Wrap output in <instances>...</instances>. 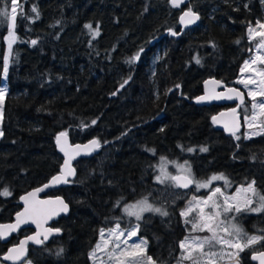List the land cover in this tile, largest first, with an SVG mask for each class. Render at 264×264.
Listing matches in <instances>:
<instances>
[{"label": "trees", "instance_id": "16d2710c", "mask_svg": "<svg viewBox=\"0 0 264 264\" xmlns=\"http://www.w3.org/2000/svg\"><path fill=\"white\" fill-rule=\"evenodd\" d=\"M17 3L18 41L6 80L9 31L0 26V88L5 89L0 191L11 192L0 196V224L14 220L24 194L61 172L63 158L56 146L61 132L73 144L100 142L95 157L75 163L76 176L66 187L46 195L63 197L70 213L52 224L62 234L30 248L27 260L92 264L100 230L112 229L124 218L120 205L147 196L170 212L165 219L154 216L142 224L147 255L155 264H181L179 243L190 235L191 226L180 212L189 200L182 196L189 191L179 189V197H170L155 183L160 157L190 159L201 180L222 173L234 187L255 180V187L264 189V135L245 139L241 133L236 140L212 121L232 106L195 103L210 78L240 88L241 69L258 43L249 39L248 28L264 22V0H191L183 7H173L169 0ZM5 6L10 13L7 0H0V7ZM188 8L201 19L183 32L179 18ZM86 24L99 26V36L93 39ZM141 48L140 59L129 64ZM250 103L239 108L241 117ZM201 147L208 151L201 152ZM188 148L196 151L189 154ZM146 149H155V155ZM242 223L249 234H264V213ZM32 233L26 229L9 244L0 242V262L7 264L2 257L8 248ZM257 250H264V241L242 251L239 264H257L251 259Z\"/></svg>", "mask_w": 264, "mask_h": 264}, {"label": "snow or ice", "instance_id": "6c2138e0", "mask_svg": "<svg viewBox=\"0 0 264 264\" xmlns=\"http://www.w3.org/2000/svg\"><path fill=\"white\" fill-rule=\"evenodd\" d=\"M171 6L179 7L181 4L185 2V0H169ZM7 5L11 7V13L8 11V7H0V26H9L10 29H14L16 13H17V0H7ZM32 12H36V8L33 7L31 9ZM24 17L22 16V19ZM38 18V17H37ZM187 18V19H186ZM199 14L194 12L191 8H188L183 12L180 16V23L188 25L193 24L199 19ZM257 27L261 29V31L257 32L256 28L249 27L248 28V36L250 40L256 39L257 36L261 37V43L257 45V52H259L260 48H264V23H260L257 21ZM85 28L89 30V34L95 39L99 36V26L93 29L91 24H86ZM170 31V34L173 36L178 35V33L174 31ZM8 50L11 53L12 44L16 40V35L14 31L9 30L8 32ZM31 43L35 45L37 43L36 40H32ZM239 43V41H237ZM144 49L141 48L134 57L128 60L129 64H132L140 59V55L143 53ZM251 51V49H250ZM257 61L264 64V56L257 54L250 61H246L241 72L243 73L246 70H252L251 66L256 64ZM196 63H200L199 58L196 59ZM3 71L7 73V58L5 59V64L3 67ZM259 72V76L261 77L260 86L258 90H253L248 86L250 84H255L256 81L254 79H241L238 80L237 83L244 85L245 89H247L248 97L250 98V105L245 107V121L248 124V127L264 129V119H259L260 117H264V100H257V97H264V69L255 70ZM131 77L124 80L123 83L120 84V88H124L125 85L129 82ZM179 87V85H177ZM5 89L0 88V105L3 104V95ZM227 91L229 93H233L234 95H229L227 99L236 98L239 100L240 105H245L244 93L236 88H228ZM117 93L114 92L113 95ZM213 98H225L223 94H217ZM206 97L201 96L197 98V102L204 101ZM258 110V111H257ZM224 113H221L220 116H223ZM233 121L231 125L229 123H224V128L226 131H229L236 140H240L241 137L236 135V132L239 130L238 117L236 116V110H232ZM3 120V110L0 108V122ZM219 120V117L213 116L212 121L216 123ZM93 125L96 123L95 120L91 122ZM4 135L3 131H0V137ZM255 135H264V131H256V132H248L245 134V139H250ZM66 132H61L56 137L57 145L61 143V137H66ZM92 146L95 148L100 147V142L96 139H93L89 145H85L84 147L89 150H94ZM80 148V145L76 146ZM61 151H64V148H60ZM146 151H150L155 155V149H146ZM187 151L195 152L196 149L188 148ZM201 152H207L208 149L206 147L200 148ZM67 155V153H65ZM255 159V157H253ZM160 174L157 175L156 179L160 183H164L165 181L171 182L174 186L179 188H188L190 184L195 183L196 189L199 190L201 188L208 189L211 187L214 181H223L226 186L230 184V181L223 174L212 175L206 180L196 179L192 174L191 165L185 161L183 164H177L176 167L179 171V175H172L168 173L165 169V165L168 163L166 158H160ZM65 167H68V161H65ZM72 174V170L69 169L68 173H63L62 176H67ZM62 176H55L52 178V182H67L66 179L62 180ZM256 181L252 180L247 184V186L241 185L234 194L229 195L225 191H222L221 187H215L211 189V192L206 197H196L193 196L192 199L188 202L185 209L181 210V217L185 218V223L191 225V232H204L207 231L210 233L208 236L200 237V236H185L184 239L179 243V248L182 250L181 261L190 260L192 264H216V258L224 259L226 256L230 260H234L235 264H239V252L244 251L245 248H249L255 244L264 241V234L261 235H249L243 227L240 225L238 220V214L241 211L248 212H261L264 211V195H260L257 191ZM48 185H45L47 187ZM43 189H37V191H42ZM11 195V192L8 188H4L0 191V196L8 197ZM30 196H35V193H30ZM255 198V207H251L254 203ZM27 203L28 197H22ZM63 205L64 211L67 210V205L63 204V201H60ZM119 206V202L117 204ZM33 214H38V210L33 209ZM123 211L129 217H133L136 223L133 227L127 232V237L125 238V232L121 230L120 225L116 224V226L112 229L108 230L107 239L105 238L104 229L100 230V240L102 243H98L96 248L91 253V257L95 258L97 251H106L108 261L115 262V264H155L153 258L151 256L146 255L147 241L141 240L139 243H133L131 245L128 244V240L133 236H136L137 232L140 228V221L143 219V214L146 212H151L154 214H159L161 216H168L169 213L166 210H163L160 207H155L152 203L149 202L148 197H144L135 203L128 204L124 207ZM29 212L28 208H25L24 212L18 213L16 217L15 224H7L0 225V239H5L7 236L16 231L21 223H27L29 220V216L25 214ZM195 213V215H193ZM191 216V219H188ZM24 218L23 220L21 218ZM35 222V220H33ZM39 226V225H38ZM48 232H52L53 229H47ZM56 232H59V229H55ZM264 233V230H261ZM39 235V234H37ZM34 242L40 243V240H37L36 237H31ZM45 239L47 237L45 236ZM27 241L21 242L18 247H13L9 249V253L3 257L5 260H13L14 262L21 259L24 255L25 249L24 244ZM109 244H111V248H109ZM217 245H220L219 249H217ZM225 248L233 249L235 251L226 252ZM62 251V250H61ZM195 253V255H194ZM59 254V253H58ZM103 260V258H100ZM251 259L256 260L259 264H264V250L254 251ZM30 264V262H29Z\"/></svg>", "mask_w": 264, "mask_h": 264}, {"label": "water", "instance_id": "95a60500", "mask_svg": "<svg viewBox=\"0 0 264 264\" xmlns=\"http://www.w3.org/2000/svg\"><path fill=\"white\" fill-rule=\"evenodd\" d=\"M190 2H191V0H185V2L183 4H181L179 7H183L187 4H189ZM199 17H200V15H199ZM200 19L201 18H199L193 24L185 25V24L181 23L182 31L184 32L187 29H191V28L197 26L200 23ZM228 88H236V89H238L244 93V91L238 87H228L224 83H222L220 80H218L216 78H210V79L205 81L203 94L201 95V96L206 97V99L204 101L197 102V98H196L195 103H196V105L201 106V107L214 106V105L232 106L231 108H229L227 110H223L222 112L218 113L216 116L219 117V120L214 124L216 125V128L218 130L223 131L226 134H231L229 131L225 130L223 125H224V123H229L231 125V123L233 121L232 110L235 109L236 110V116L239 118L238 123L240 125L239 130L236 132V134H239L243 131V120L241 118V115L238 113V108H236L234 106H242V105H240L239 100L236 98H233V99H227L226 98L229 95H234L233 93H229L227 91ZM217 94H223V96L225 98H213ZM201 96H199V97H201ZM244 100L246 103L247 98H246L245 93H244ZM221 113H224V115L220 116ZM91 141H88L85 143L73 144L67 135L66 137H61L60 145H57V143H56L57 150L63 158L61 172L56 176H62L63 173H68L69 169L72 170V174L67 175V176H62V180L63 179L67 180L66 183L61 182V181L53 183L52 179H51L49 182L45 183L44 185L39 186V187L27 192L26 194H24L22 196V197H25V196L28 197L27 203L21 197V199H20L21 210L18 213L24 212L25 208H28L29 212L26 213L25 215L29 216L30 218H29L27 223H21L19 225L18 229L16 231L11 232L7 236V238L0 239V242H2L3 244H8L13 236L17 235L20 231H23L25 229H31L33 231V233L27 237H24L20 241L19 244L9 248V249H11L13 247H18L21 244V242L27 241V243L24 244L25 252H24L23 257L21 259L15 261V262L13 260L3 259V257L9 253V249H8L6 254L2 257V260L4 262H6L7 264H23L28 259V256H29L28 247L30 245L39 246V245H41L42 241L48 243L53 238L60 236L62 234V231H60V230H59V232H56L55 229L52 227V224L54 222L58 221L61 217L67 216L70 213V207L66 203V201L64 200L63 197H60V196L59 197H51V196H46V195L55 189L66 187L70 183V181H72L75 178V176H76L75 163L77 161H79L81 159H89V158L95 157L99 153L100 147L95 148V146H92L94 148V150H89V149H86L84 147L85 145H89ZM77 145H80L81 147L77 148L76 147ZM61 147L64 148V151L60 150ZM65 153H67V155H65ZM65 161H68V167H65ZM45 185H48V186L45 187ZM193 188H194V183L190 184L189 187L186 189L185 188H180V189L188 191V190H192ZM37 189H43V190L37 191ZM30 193H35V196H30L29 195ZM60 201H63V204H66L68 206L66 211L62 210L63 205L60 203ZM33 209L38 210V214H33V211H32ZM17 214L14 216V220L12 222L1 223L0 225L15 224ZM21 219L23 220L24 218L22 217ZM33 220H35V222H33ZM47 229H53V231L48 232ZM37 234H39V235H37ZM45 236L47 237V239H45ZM31 237H36V239L40 240L41 242L36 243L32 239H30ZM253 261L255 263L259 264L258 261H256V260H253Z\"/></svg>", "mask_w": 264, "mask_h": 264}, {"label": "rangeland", "instance_id": "374dc122", "mask_svg": "<svg viewBox=\"0 0 264 264\" xmlns=\"http://www.w3.org/2000/svg\"><path fill=\"white\" fill-rule=\"evenodd\" d=\"M17 2H18V0H17ZM17 5H18V3H17ZM16 5V6H17ZM10 13H11V11H10ZM260 23H264V22H260ZM7 27V29H8V31L9 30H12V31H14V33H15V35H16V40L13 42V44H12V50H11V53H9V50H8V39L6 38V45H7V51H6V57H5V59L7 58V73L5 74L4 73V80H6L7 79V75H8V70H9V68H10V60H11V57H12V52H13V49H14V46H15V44H16V42L18 41V36H17V33H16V31H15V27H14V29H10V27L9 26H6ZM252 28H256V30H257V32H259V31H261V29H259L258 27H257V24L255 25V26H253ZM8 36V35H7ZM256 39H257V41H258V43H257V45L258 44H260L261 43V37H259V36H257L256 37ZM257 45H256V47H255V49H254V53H253V56H252V58H250V59H248V60H246V61H250L251 59H253L257 54H259V55H261V56H264V48H260L259 49V52H257ZM245 61V62H246ZM4 64H5V62H4ZM245 64V63H244ZM251 68H252V70H246V71H244L243 73L241 72V76H240V78H239V80H241V79H248V78H251V79H254L255 81H256V83L255 84H250L248 87L249 88H251V89H253V90H258V88H259V86H260V80H261V77L259 76V72L258 71H255V70H258V69H264V64H262V63H260L259 61H257V63L256 64H253L252 66H251ZM239 85H240V89H242L243 91H244V93L246 94V98H247V100H249L250 101V98L248 97V94H247V89H245V87H244V85H242V84H240L239 83ZM2 89H4V88H2ZM4 94H5V91H4ZM4 96L5 95H3V104L2 105H0V108H2V110H3V108H4ZM257 100L258 101H260V100H264V97H260V96H258L257 97ZM247 102V101H246ZM251 102V101H250ZM239 111H240V109H239ZM238 111V113H240ZM258 111V110H257ZM242 119L244 120V129H243V131H242V134H244V136H245V134L246 133H248V132H256V131H264V129H258V128H249L248 127V124H247V122L245 121V119H244V116L242 117ZM259 119H264V117H260ZM257 136H260V135H255V136H252V137H257ZM251 137V138H252ZM188 153L189 154H193L194 152H189L188 151ZM161 158V157H160ZM160 158L158 159V162H157V164L155 165V171H156V176H155V183L156 184H158V185H160V186H164L167 190H168V192H169V196L170 197H179V192H178V190L180 189L179 187H176V186H174L171 182H169V181H165L164 183H160V182H158L157 181V179H156V177H157V175H159L160 174V171H159V169H160V163H161V161H160ZM164 158H166V160L168 161V163L165 165V169H166V171L168 172V173H170V174H172V175H179L180 173H179V171H178V169H177V167H176V165L177 164H183L185 161H187L190 165H191V171H192V174L195 176V178L196 179H198L197 178V176H196V174H195V172H194V170H193V166H192V161L190 160V159H185V160H179V159H170V158H168V157H164ZM219 174H222V173H219ZM219 174H214V175H219ZM224 175V174H223ZM212 176V175H211ZM210 176V177H211ZM225 176V175H224ZM225 177H227V176H225ZM228 178V177H227ZM201 180V179H200ZM204 180H206V179H204ZM228 180L230 181V179L228 178ZM215 187H221V189H222V191H225L227 194H229V195H232V194H234L235 193V191L239 188V187H234L233 186V184H232V182L230 181V184L228 185V186H226L225 184H224V182L223 181H214L213 183H212V185H211V187L210 188H208V189H204V188H201V189H199V190H197L196 189V186H195V183H194V189L193 190H191V191H189V193H185L182 197L184 198V197H188L189 198V200H188V202L192 199V197L193 196H196V197H198V198H200V197H206L207 195H209L210 194V192H211V189L212 188H215ZM257 189V188H256ZM257 191L259 192V194L260 195H264V189L263 190H258L257 189ZM191 192V193H190ZM181 197V198H182ZM170 201L171 202H174L175 200H174V198H171L170 199ZM149 202L150 203H152L155 207H160V208H162L163 210H166V211H168V213L170 214V212H169V209H167V208H165V205H163V204H159V203H154V202H152L150 199H149ZM133 203H135V202H133ZM175 203V202H174ZM128 204H132V203H128ZM128 204H124V205H120V207H121V211H122V214H123V220L119 223V225H120V228H121V230H123L124 232H125V238L127 237V232L133 227V225L136 223V221H135V219L133 218V217H129V216H127V214L123 211V209H124V207L125 206H127ZM256 206V203H255V198H254V203L251 205V207H255ZM185 209V208H184ZM264 213V211H261V212H259V213H257V212H248V211H241V213H239L238 214V220H239V222H240V225L243 227V229H244V225H243V223H242V220H243V218H245V217H247V216H257V215H261V214H263ZM193 215H195V213H193ZM154 216H156V217H159V218H161V219H165V218H167L168 216H161V215H159V214H154V213H151V212H146V213H144L143 214V219L139 222L140 223V228H139V231L137 232V234H136V236H133L131 239H129L128 240V244L129 245H131V244H133V243H139L141 240H146L147 241V248H146V255H147V250H148V240H147V237L146 236H143L142 235V224L143 223H145L146 222V220L147 219H149V218H152V217H154ZM188 219H191V216L188 218ZM190 225V224H189ZM191 226V225H190ZM245 230V229H244ZM105 231V238L107 239V233H108V230H104ZM246 231V230H245ZM190 235L191 236H200V237H204V236H208V235H210V233H208L207 231H204V232H200V231H196V232H191V227H190ZM248 233V232H247ZM249 234V233H248ZM249 235H252V234H249ZM98 243H102V241L100 240V238H99V242ZM257 244H255V245H253V246H251V247H249V248H245L244 249V251L245 250H247V249H250V248H252V247H254V246H256ZM220 247H222V246H220V245H217V249H219ZM96 248V247H95ZM109 248H111V244H109ZM225 251L226 252H230V251H235V250H233V249H227V248H225ZM93 252V251H92ZM91 252V253H92ZM194 255H195V253H194ZM241 256V252H239V257ZM238 257V258H239ZM100 258H103V260H101ZM29 262H30V264H33L30 260H27L25 263H23V264H29ZM91 262H92V264H110V262L108 261V257H107V252L106 251H97V254H96V257L95 258H93V257H91ZM0 264H4V263H2V262H0ZM111 264H115V262H111ZM181 264H192V262L190 261V260H183V262L181 263ZM216 264H235V261L234 260H230V259H228L227 258V256L224 258V259H218V258H216Z\"/></svg>", "mask_w": 264, "mask_h": 264}, {"label": "flooded vegetation", "instance_id": "af4514ba", "mask_svg": "<svg viewBox=\"0 0 264 264\" xmlns=\"http://www.w3.org/2000/svg\"><path fill=\"white\" fill-rule=\"evenodd\" d=\"M235 107L238 108V111H239V108H240L241 106H235ZM241 118H242V117H241ZM242 120H243V119H242ZM243 126H244V120H243ZM237 135L240 136L241 134H237ZM192 190H193V189H192ZM25 230H26V229H25ZM19 233H20V232H19ZM19 233H18V234H19ZM18 234H17V235H18ZM21 240H22V239H21ZM21 240H20V241H21ZM10 241H11V240H10ZM20 241H19L18 243H16L15 245L19 244ZM1 243H2V242H1ZM9 243H10V242H9ZM9 243H8V244H9ZM44 243H46V242L42 241V242H41V245H39V246L30 245V246L28 247V249H30V248H32V247H33V249L40 248ZM2 244H3V243H2ZM5 245H7V244H5ZM15 245H12V246H15ZM12 246H10V247H12ZM10 247H9V248H10ZM9 248H8V249H9Z\"/></svg>", "mask_w": 264, "mask_h": 264}]
</instances>
